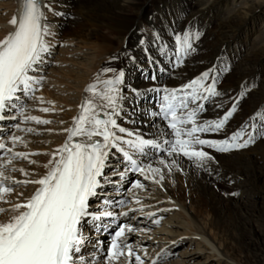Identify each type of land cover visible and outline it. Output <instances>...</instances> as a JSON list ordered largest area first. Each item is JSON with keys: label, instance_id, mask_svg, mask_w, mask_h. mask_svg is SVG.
I'll list each match as a JSON object with an SVG mask.
<instances>
[{"label": "snow or ice", "instance_id": "obj_1", "mask_svg": "<svg viewBox=\"0 0 264 264\" xmlns=\"http://www.w3.org/2000/svg\"><path fill=\"white\" fill-rule=\"evenodd\" d=\"M44 7L51 11L49 5ZM11 24L16 26L15 31L0 40V121L23 118L25 122L50 124L52 121L48 119L27 114V101L36 99L44 103L43 97H37L36 93L46 82L43 68L52 55L53 45L48 39L53 36L50 22L39 0H23L22 15L13 17ZM202 35L199 27L188 22L182 30L172 29L171 45L159 31H154L150 40L142 38L139 43L146 46L143 47L145 53L155 48L165 62L162 64L149 55L148 69H141L142 74L150 69L145 79L155 82L158 77H174L175 70L183 68L198 52ZM128 59L136 61L135 56ZM230 71L231 64L218 57L212 66L180 85L151 87L148 91L159 98L158 107L151 115L162 121L164 131L149 138L118 123L124 114V101L129 99L124 92L125 70L101 69L96 80L85 89L91 96L81 103L79 115L73 117V125L63 130L67 133L65 142L51 153L45 165L46 174L36 180H17L7 175L6 170L15 159H27L29 155L40 153L15 151L18 143H26L15 132L6 140L0 139V152L3 153L0 157V202L8 203L5 197L13 192L14 185H39L26 201L13 204L10 211L14 214L0 222V264H99L101 255L104 264H116L122 257L128 259V264H132L133 258L135 264H144L148 258L147 249L137 251L129 235L146 229H137L131 223L122 222L120 217L127 218L136 212L153 217L156 213L144 212L145 206L136 193V190L145 189L140 179L131 182L129 198L101 197L105 184L115 183L105 176V169L111 164L109 158L116 159L119 155L117 163L121 164V170L116 172L112 167L121 179L134 173L162 184L165 170L169 174L173 170L183 171L178 163L180 157L191 161L194 167L205 168L215 161L213 152L239 151L264 139V106L235 130H229L241 101L256 87L255 82L243 84L235 97L228 98L226 106L219 100L225 95L219 85L221 78ZM107 73L113 75L100 78ZM130 91L133 96L142 95L138 89ZM97 98L101 103L96 102ZM48 103L53 107H42L40 111L56 110L54 101ZM209 109L218 114L206 117ZM12 127L28 133L36 131L31 127L21 128L19 122ZM11 170L28 175L24 169ZM131 198L138 207H131ZM93 199L99 200L100 206L93 208L90 203ZM5 211L9 209L0 208V213ZM106 219L109 222L102 223ZM154 223H159V219ZM113 224L115 229L110 233L106 253L103 241L97 240L91 245L85 235L86 228L109 231ZM89 246L92 251H86ZM170 255L167 248L161 249L150 259V264H164Z\"/></svg>", "mask_w": 264, "mask_h": 264}, {"label": "bare ground", "instance_id": "obj_2", "mask_svg": "<svg viewBox=\"0 0 264 264\" xmlns=\"http://www.w3.org/2000/svg\"><path fill=\"white\" fill-rule=\"evenodd\" d=\"M152 1L153 0H62L64 9H73L77 15L74 19L70 20L67 26H64V29H61L63 35L69 37L71 40L85 42L88 38L93 39V46L101 55L108 54L109 49L111 52L113 51L112 47L115 43V39L117 40V38L121 36H123V38L124 36L126 37V44H123V48L122 43L120 46H117V50L119 51L116 55L113 54L112 58L114 56L118 57V59H114L115 69L119 70L123 68L126 72V77L129 80V84L124 87V92L129 99L124 101V114L121 118H128L130 123L132 119L137 122V124H130L129 126H124L123 123L120 124H123L122 126L126 128L139 131L145 137L149 138L163 132L164 127L157 120L144 115L143 109L140 107L139 98L145 93H148V90L153 87L154 84L141 80L140 76L142 68H139V66V78L136 79L134 72L137 70V66L128 59L129 56H135L138 60L142 57V54L145 53L143 47L146 46H141L139 43L142 38L150 40L152 33L154 31H159L171 45V33L173 28L182 30L188 22H192L199 27L198 22H204V26L201 27L203 40L199 45L203 46V49L207 50L209 54H205V52L201 56L198 54V56L190 57L185 62L183 68L175 70L174 77L165 76L164 80L158 84V86L166 84L169 87H174L186 82L193 76L208 68L210 66L209 63L214 57V55L213 57L211 56L213 54L211 53V50L214 52L216 48V51L218 52L231 49L233 45L231 46L230 44L233 40H236L241 35L247 36L244 42L246 44L244 55L239 56L232 51V55L230 56L231 60L238 61L235 65H231L233 71L237 70V72L235 71L230 73L227 77L225 76L227 82H224L225 84L223 86L219 85L220 89L225 93L223 98H219L222 103L225 98L236 96L237 92L240 91L241 86L243 85L242 80L248 78V73H251V68L256 67L258 60H260L261 57H264V0H197L196 3V0H165L164 4L158 5L156 10L150 11L149 6ZM17 2L18 0H15L14 3L16 9L22 5V2L19 4ZM48 2H50V0H48ZM137 10L140 12H137ZM261 13L263 14L261 15L262 19L260 18V20H262L260 22V27L257 29L256 35L252 37V43L249 44L248 30L253 29L255 25L254 21L258 19ZM48 17L50 25H57L56 15L54 18H50V16ZM214 18L218 19V23L215 25H213ZM174 21L175 23H173ZM148 24H151L152 27H149ZM13 28L14 25H10L8 28L9 31H7L8 29L5 30V34L12 31ZM244 31L245 33H243ZM210 38L212 39L210 40ZM214 39L220 40V44H214ZM153 51H155V48H149V52L145 56L147 58V63H150L149 55H151L156 60H160L163 64L164 62L162 58L157 52ZM248 52L250 55H247ZM252 57H256L255 63L249 66ZM110 60L111 59H109V61ZM147 63L146 66L148 65ZM104 64L105 63H102L101 66H104ZM146 66L144 65L143 69H145ZM255 72L256 75H260L261 73L257 69ZM111 74L113 75V73ZM93 78L89 76L83 84L85 82H90ZM133 78H135V81H132ZM144 84H148L149 87L146 88L147 85ZM136 88L142 89L139 90L142 93L139 97L131 94L130 89ZM255 95L264 96V81L263 85H259L257 88ZM255 95H253V92H250L248 96L251 99L248 101L245 100V103L243 101V103L240 104L238 113L230 122V131L239 127L241 123L254 113L250 111L245 114L243 110L246 106L248 108L251 102L255 101L257 98ZM97 103H101L99 98ZM224 104L228 106V99ZM259 104H261V102L257 105ZM261 106H264V98H262ZM33 108L37 110L40 109L36 106ZM33 108L28 110L27 113L34 115L35 112L33 111ZM217 114V112L209 109L205 116L211 118ZM57 126H60V128ZM67 128L68 127H66L64 122L63 125H61V123L53 124L51 126L50 135H48V137H50L48 147L50 144L54 143L55 146L53 150H55L62 145V141L67 136V133L63 130ZM16 135L22 136L26 143H18L15 146V150L22 151L24 148L28 149L30 136L21 132H18ZM258 141L259 140H257V142ZM19 145H22L23 147L20 148ZM212 154L215 156V161L209 162L205 168L194 167L192 162L180 157L178 163L183 171L173 170V172L169 174L165 170V179L162 184L154 182L152 185L153 181H148L146 183L149 185L151 183L153 187L160 188L162 196L151 200V202L143 199L141 202L146 205H153V203L155 204L157 201L165 200L166 203L158 206V209L172 207L175 208V213L171 216V220L164 221V224L178 223L179 221L182 222L181 219L184 218V224L190 230V234H193V238L199 240V242L204 245L205 250L210 252L209 255L211 258L217 257L225 264H251L246 257L239 260L233 257V253L228 251V236L232 235L229 222L231 220H239L242 222L250 220L254 222L255 220L257 221L259 217L254 210L250 211V209H244L245 203L242 201V194L238 197L231 196L225 198L222 193L226 192L230 195L232 194L234 190L228 185V183L234 181L237 175L244 176L245 183L251 184L252 187H259L264 184V164L260 163L264 162V139L256 143L253 147L231 153L213 152ZM38 159L41 161H38L36 166L39 170H45L47 169L45 165H47L51 159V153H46ZM25 172L28 173L27 176L22 172L19 174H12L18 178L29 177L35 179L38 175L36 171L28 170V167ZM38 187L39 185L24 187L25 191H32L24 192L22 195L16 193L6 196L5 199L8 203L1 202L0 206L8 209L15 203L24 202ZM146 194V192L143 194L144 198ZM189 207L191 208L189 209ZM13 214L14 213L10 210L5 212L3 217H0V222L7 221ZM160 214H163V211ZM201 217L206 219L204 225L201 223ZM133 221L138 224L140 223L138 217H134ZM148 221L152 223L149 225L156 224L151 219ZM207 228H210L211 231L209 232ZM160 229L163 230L162 227ZM165 230L167 232L172 231L168 228H165ZM255 235L256 234L253 233V236ZM137 237L139 236L131 238L132 244L134 245L137 243L136 245L140 247L139 244L145 242V239L140 242V238ZM219 239H224V241L222 242ZM235 249L238 248L235 246ZM116 263L128 264V259L122 257Z\"/></svg>", "mask_w": 264, "mask_h": 264}, {"label": "rangeland", "instance_id": "obj_3", "mask_svg": "<svg viewBox=\"0 0 264 264\" xmlns=\"http://www.w3.org/2000/svg\"><path fill=\"white\" fill-rule=\"evenodd\" d=\"M57 2L59 3L58 5H55V6L53 4H49V5L53 8H56V6H57L55 13H58V12L62 13V15H56L55 13H53V18L56 15L57 24L59 23L60 26L62 25L63 26L62 29H64V26H67L69 24L70 20L74 19L77 14L74 12L73 9H68V10L64 9V6L62 5V0H56L55 3H57ZM164 2H165L164 0H153L149 6L150 11L156 10L157 6L164 4ZM196 2H197V0L195 1V3ZM14 3H15V0H0V38H4V35L2 33L4 32L5 29H7L9 27L8 22L10 23V21L13 19L12 17H14V15H13L14 11H15ZM52 12H53V10H52ZM83 12H85V11H83ZM137 12H140V11L137 10ZM51 13L49 11L47 12V10L45 11V15L47 17L51 16ZM262 14L263 13H261L260 16ZM69 16L73 17V18L67 19V17H69ZM260 16L258 17L259 21H258V19L256 21H254L255 25H254L253 29L248 30L249 44L252 43L251 39L254 35H256L257 29L260 27V22L262 21V20H260V18L262 19V16L261 17ZM214 22H216V23H214ZM203 23L204 22H201V21L198 23L200 28L202 26H204ZM217 23H218V19L214 18L213 19V25H215ZM10 25L13 26V24H10ZM51 28H52V26H51ZM243 33H245V31ZM246 37L247 36L241 35L236 40H233L231 42L230 45L235 46L234 49H233V47H231V49H233L230 51L231 54L233 51V53H236V55L237 54L239 56L244 55V52L246 49V44L244 42H245ZM124 38H125V36H124ZM124 38H123V36H121V37L117 38V40L115 39V43L112 47L113 51L111 52V50L109 49L108 54L101 55L98 51H96V48L93 46L94 45L93 39L88 38L85 42H78L77 40L76 41L71 40V39H69V37L63 35L62 32H61V34H60V32H57V28H55V30L53 32V36L48 37L49 41L53 45L52 55L47 58L48 62L44 66L43 73H42L43 75L46 76L47 79L43 85L41 94H39L37 96V97L42 96L44 99V103H41L39 100L33 99L30 104L31 105L40 104L41 107H50V104L48 103L49 101H53L54 98H55V100L60 99L58 101L59 106L54 105V107L56 109L55 111H57V110L61 111L60 113H62V116H61V114L57 113L55 115V123H54V119H53L54 116L53 115L56 113L55 111H50L48 113H44V112L39 110V113H40L39 114L37 111L33 110L35 112L34 115L39 114L38 116L52 121L50 124H52V123L60 124L61 123L60 121L62 120V118H64V116H69V115L73 114V111L75 112L73 115H75V117L78 116L80 113V109L77 105V102L79 101V98L82 99L84 96V95H80V93L82 90H85L90 83H92V82H90L85 88L82 89L81 88V86H83L82 81L83 80L86 81V78H89V76L92 78L96 77L97 74L101 72V69H103L105 67L110 66L112 68L114 67V69L116 68L115 64H114L115 60L112 58V55L113 54L116 55V53L119 51V50H117V46H120L121 43H122V48H123V44L126 42V40L124 41ZM211 39L212 38H210V40ZM220 42L221 41L217 40V39H214V41H213L214 44H220ZM153 52H156V51H153ZM225 52H227V51L221 50V51L217 52L216 48H215L214 52H213V50H211V53H213V54L211 55V53H210V55L212 57L214 55V57H213L214 59L212 58L211 62H214L218 56V57H221V60H226L231 64L232 60L231 61L228 60V55ZM204 53L209 54L207 50L202 49L200 52L199 51L197 52V56H198V54H199V56H201ZM146 55H147V53H143L141 58H139L138 60L136 59V61L133 62L137 66V70L134 72L136 79L139 78L138 69L140 67L143 69L144 65L146 66V63H147V58L145 57ZM247 55H250L249 52ZM195 56H196V54H195ZM107 57H110L111 60L109 61L107 59ZM143 58H146V63L144 65L141 63V60ZM255 59H256V57L251 58L249 66L252 65L253 63H255ZM102 63H105L104 66H101ZM147 64H149V63H147ZM138 66H139V68H138ZM256 69L259 70L261 73H260V80L258 81L259 84H257V86L250 91V92H253V95H255L259 85H261V86L263 85V81H264V57H261V59L258 60L256 67L251 68V71H250L251 73H248L250 78H249V76H248V78H244L242 80L243 84H245L246 81H247V83L249 82V84L256 82V78H255V77H257L256 72H255ZM94 70H96V72H94L93 75L91 73H89V72H92ZM240 70H241V68H240ZM235 71L237 72V70H235ZM235 71L231 70L229 73L224 75L221 78L222 83L220 85L223 86L227 82L225 76L227 77L230 73L235 72ZM52 78H57V80L54 81L53 84H51L52 81H49L50 79L52 80ZM135 78H133L132 81H135ZM140 78L142 80L143 77L140 76ZM188 78H190V77H188ZM223 79H224V81H223ZM128 84H129V80L127 79V77H125V85H128ZM49 85H54V86L57 85V86L47 88ZM144 85H147L146 88L149 87L148 84H144ZM46 88H47L48 92L50 94H52V96L54 98L53 97L50 98V96L46 94V92H45ZM136 89L142 90L139 88H136ZM86 97H88V96H86ZM256 97L258 99L256 98L254 102H251V104H249L248 108H247V106L244 108L243 111L245 114L249 113L250 111L255 112L261 106L262 98H264V96L262 97L261 95H258ZM250 99L251 98H249V96L247 95V97L245 99H243V101L245 103L246 101H248ZM97 101H98V98H97L96 102ZM260 102H261V104L257 105ZM223 103H226V100H224ZM51 107H53V105ZM47 114L50 116H47ZM68 118H64V119L71 121L70 120L71 117H68ZM28 124L30 126L32 125L31 128H33L35 125L32 122H28ZM50 124H47V125L37 124L40 126V129L38 126H36L35 127L36 131H34V134L24 133V134H27V136H30L29 147H28V149H25V148L24 149L25 150H32L34 148H42L43 149L44 147H48L49 141H50V137H48V135H50L51 128L49 130L45 129L46 130V133H45L43 131L41 125L47 127ZM61 125H63V123H61ZM37 129L42 130V132H44V134H42V133L40 134L39 133L40 131H38ZM41 135H43V137H45V139L47 141L46 145H44L43 139H42L43 137H41ZM261 140H263V139H259V141H261ZM258 142H256V143H258ZM255 144L251 145L250 147L255 146ZM19 147L21 148L23 146H19ZM49 149H43L42 151L48 152ZM39 151L42 152L41 150H39ZM45 154L46 153H42V154H39L40 156L39 155H37V156L41 157L42 155H45ZM29 157H30V155H29ZM33 159H36V157H34ZM24 163L25 164L29 163V166L34 165L33 163L27 162L25 160H24ZM260 163L264 164V162H260ZM36 165H37V163H36ZM36 165L32 167V168H35V169H32L33 171L39 170ZM243 177L244 176L237 175V177L235 178L234 181L228 183V185L234 190L232 193H237V195H232V194L230 195L226 192H223L222 194L224 195L225 198L231 197V196L232 197H238L240 194H242L243 200L242 199L241 200L245 203L244 209L245 210L250 209V211L254 210L256 212V215L259 218L257 219V221L255 220L254 222L250 221V220H247L246 222H242L239 220H237V221L231 220L229 223H230V230H231L230 232H232L231 233L232 235L228 236L229 239H228L227 249H228V251H230L231 253L234 254L233 257H235L236 259L240 260L241 258L243 259V257H246L248 259V261L251 262V264H264V224H263L264 223V184H262V186H259V187H252L251 184L245 183V179H244L245 177L244 178ZM216 180H219V179H216ZM144 181H146L145 183L148 182V180H144ZM153 183H152V185H153ZM152 185L150 186V188H151L150 194L147 193L146 194L147 196L145 195V198H144V195H142L143 198L142 197L141 198L143 200L151 202V200H154V199L162 196L160 188L153 187ZM15 187H17V186H13V188H15ZM8 196H10V195H8ZM165 203H166L165 200L157 201V202H155V204L153 203V205H147V210H145V211H150V212L151 211L157 212L158 215L154 216V217L159 219V223L154 224V226L151 225V226L146 227L147 229H150L153 231L150 233L154 234L153 236L156 237V240L145 238V240H144L145 242H142L139 244L140 247L138 245L134 244V246H135L134 248L136 250H137V247H139L140 249L141 248L147 249L148 258L145 259L144 264H150V259L154 258L156 256V254L161 251V249H165V248H167L169 250V252L172 253V255H170L169 257H167L165 259L164 264H179V263H181V264H225L224 262H221L217 257L211 258L209 255L210 252L205 250L204 245L201 242H199V240H196L195 238H193L194 235L190 234V230L184 224V222H185L184 218L181 219L182 222L179 221L178 223L176 222V223H172V224H169V223L164 224L166 222V220H169V219L171 220V218H172L171 216L175 213V208L166 207V209H168V211H163V214H160L162 211H158L159 210L158 206L163 205ZM190 208L191 207H189V209ZM152 209H154V210H152ZM171 210H173V211H171ZM6 212H8V211H6ZM4 214H5V212L0 213V217H3ZM138 219H139L140 223L143 225L152 224L147 219H143V220H141L140 218H138ZM200 220H201V223L204 225V223H205L204 221H206V219L201 217ZM238 226H239V228H238ZM161 227L163 230L160 229ZM165 228L171 229L172 231L167 232L165 230ZM207 230L209 232L211 231L210 228H207ZM253 233L256 235L253 236ZM211 234H213V233H211ZM137 238H139V237H137ZM219 240H221L222 242L224 241V239H219ZM241 242H242V244H241ZM235 246L239 250L235 249ZM139 250H137V251H139ZM99 264H104V262H99ZM132 264H135L134 258H133Z\"/></svg>", "mask_w": 264, "mask_h": 264}]
</instances>
